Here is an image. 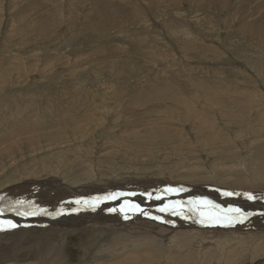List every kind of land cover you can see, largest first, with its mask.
Returning a JSON list of instances; mask_svg holds the SVG:
<instances>
[{
  "label": "rangeland",
  "instance_id": "1",
  "mask_svg": "<svg viewBox=\"0 0 264 264\" xmlns=\"http://www.w3.org/2000/svg\"><path fill=\"white\" fill-rule=\"evenodd\" d=\"M54 183L91 191L59 204L72 230L159 183L176 193L135 221L183 207L174 234L248 235L73 230L65 264H264V0H0V195L25 186L27 207Z\"/></svg>",
  "mask_w": 264,
  "mask_h": 264
},
{
  "label": "bare ground",
  "instance_id": "2",
  "mask_svg": "<svg viewBox=\"0 0 264 264\" xmlns=\"http://www.w3.org/2000/svg\"><path fill=\"white\" fill-rule=\"evenodd\" d=\"M26 137H28V136H26ZM66 137H67V135H66ZM6 151H5V153H6ZM7 152H9V156H10L11 149H10V151H7ZM9 156H8V158H9ZM54 184L56 186H54V188H52L53 190L51 189V190H48L46 193H44V194H46V198L45 197L44 198L46 199L45 201H47V202L43 201L42 199L34 200V198L30 200V199H28L30 197H28L27 199L32 201L30 203L32 205L26 204L27 207H24V205L23 206L22 205H16L14 207H9L8 204L6 205L4 203V201L6 199H8V201H10V199H12V198L13 199L14 198H18V199H20L19 201L27 202V200L22 197V196H26L25 193L28 191L27 189L23 188L25 186L17 188L16 190H14V189H12L10 191L7 190L6 191V192H8L7 194L0 195V198H1L0 199V219H1V223L5 224L6 220L9 219V220H11L12 224H14L16 226L14 228H10L8 224L3 225V227L5 229H9V234L7 233L8 235H6V236H8L7 237V241L5 243H3V244H0V264H65V258H66L67 255H65V240H66V238H64V237H65V235L69 236L68 233L72 232L73 230L76 233L81 232L79 234L84 235V236H87V235L84 232H82V231H88V230L96 231V232H93L94 234L89 236V237H91L94 241H99L97 239L102 240L104 238V236H101V235H103L105 233L108 234V235H119L118 234L119 232H124V231L128 232L129 231L128 228L129 227H133L135 229L145 230L146 231L144 233L145 236H141V237H148L149 239L155 241V244H158V245H160V244H162V245L164 244L165 245L166 241H170L176 234L180 235L181 233H186L187 237L189 236V237H192V238H194V237H203V238L206 239L209 236L207 237L205 235H210L211 238H214L216 240L222 238L223 236L227 237L228 239H237V240L238 239H248V238H246L248 235L247 236L245 235L246 237H239V236L235 235L234 233L223 234V233H219V231L218 232H212V233H189V232L185 231V232H179V233L176 232L174 234V232H173L174 229L175 230L178 229L175 226H178L179 229H180V227L184 225L183 223H185L183 221H176L178 216H182V215L184 216L186 214L183 207L182 208L181 207H178V208L176 207V210L178 212L176 214H174V215H172L173 213H170L168 210L160 211V208L158 210H151L153 213L158 212L160 214V219L156 222V223H158V226H157V224H155V226H154L153 224H151L152 222H149V221H143V223L140 222V221H135L132 218V216L129 214L130 212H135V211H138V210L143 212L146 209L145 208L146 205L148 203L153 202V201L157 202V203L165 202V199H162L161 197H163V194L164 195L169 194L168 191H169L171 186L157 187L159 185H163V184H159V183H157V184L152 183L151 184L152 186L149 185V184H144V185L141 186V187H145L146 188L142 192L143 201L140 200V199H136V198H127L125 195L122 196L121 197L122 200H120L119 202H128V204L131 205V206H132L131 202L135 203V204H133V206H132L133 208L130 209L129 212H118L117 210H114L116 208H113V209L109 210L107 213H105L104 215H102V217L99 216V215L98 216H91L82 225L76 226V228H78V231H76L77 229H73L72 230V229H69V228L65 227V225L61 222V220L57 218L58 214L61 213V211L59 210V204L64 203V204L67 205L68 199L71 200L68 197H71L73 200L75 198H77V197H78V199L87 200L88 197L85 196V195H88V193H90L91 191H86L85 192L84 190H71V189H66V188L62 187L61 184H59V183H54ZM115 187L117 188V186H113L112 188H115ZM100 188H102V187H100ZM31 189H36V188L35 187H31ZM48 189H50V188H48ZM102 189L104 190V188H102ZM119 189H122V191H124L123 189H125V188L124 187L123 188L120 187ZM83 191H84V193H83ZM256 191H258V190H256ZM6 192H4V193H6ZM170 192L176 193L175 190L170 191ZM32 193H34V192H32ZM51 193H53L52 194L53 196H51ZM202 193L204 194V192H202ZM42 194H43V192H42ZM134 195L137 197L136 192L134 193ZM146 195H148V197ZM158 195H160V196H158ZM49 199H51V200L49 201ZM16 201H18V200H16ZM13 203H14V201H13ZM48 206H49V208H48ZM228 207H230V206H228ZM38 208H41V209H38ZM107 208L108 207L104 205V211ZM190 210L191 209H189V211ZM27 211H30V214H28ZM18 213H21V214H18ZM222 215H224V214L222 213ZM40 216H42V217L46 216L45 218L48 219V222L45 223V226H46L45 229L43 227H40V226H42V223H40L41 220L39 222L40 224L36 223L35 225H32V223H34V219L35 218L36 219H41ZM220 219L221 218H219V220ZM53 220L58 222V224H52V223H54ZM51 221H52V223H51ZM161 221H163V222H161ZM215 223H217V222H215ZM163 224L172 225V227L163 230L162 228H160V225H163ZM181 229L185 230L183 228H181ZM240 229H241V227H240ZM251 229H254V228L252 227ZM66 230H70V231H66ZM156 230L159 231V232H157ZM167 230H171V231H167ZM234 230H235V228H234ZM6 231L7 230L0 231V233L2 235H4V233H6ZM195 231H196V229H195ZM201 231H203V229ZM37 232H38V235H37ZM127 232H125V233H127ZM236 233H237V231H236ZM262 233H264V232H262ZM231 234H233L234 236L231 235ZM115 237H117V236H112V238H115ZM3 242H4V240H3ZM175 245H177V244H175ZM206 245H208V244H206ZM185 246L183 245L181 248L185 249L184 248ZM257 246H259V245H257ZM261 246L258 247V252L259 253H264V239L261 242ZM171 247H173V246H171ZM179 247H180V245H178V247L176 246V249L179 248ZM174 248H175V246H174ZM255 248H256V246L254 247V249ZM176 249H174V250H176ZM99 251H100V249H99ZM110 252L112 253V251H110ZM102 255L103 254H101V256ZM108 255H110V254H108ZM142 256H144V255H142ZM226 256H228V255H226ZM127 258L134 259V257H131V256H128ZM228 259L229 258H227V260ZM152 263H154V262H152Z\"/></svg>",
  "mask_w": 264,
  "mask_h": 264
},
{
  "label": "snow or ice",
  "instance_id": "3",
  "mask_svg": "<svg viewBox=\"0 0 264 264\" xmlns=\"http://www.w3.org/2000/svg\"><path fill=\"white\" fill-rule=\"evenodd\" d=\"M170 191V190H169ZM224 195H227V196H231V195H234V193H224ZM238 195V194H237ZM245 195V198L246 199H248V200H255V199H257L255 196H253L252 194H244ZM17 204L18 205H23L24 204V202L23 201H17ZM160 211H164V209H161ZM229 211L230 212H232V213H235V217L234 218H236V219H241V218H243L244 216H246V215H248V214H245V213H242L241 212V210L239 209V208H235V209H229ZM18 214H21V213H18ZM153 219H159L158 217H153ZM161 222H163V221H161ZM8 225H9V227L10 228H14V227H16L14 224H12V222L11 221H7L6 222ZM5 230H7V229H5L4 227H3V223H0V231H5Z\"/></svg>",
  "mask_w": 264,
  "mask_h": 264
}]
</instances>
